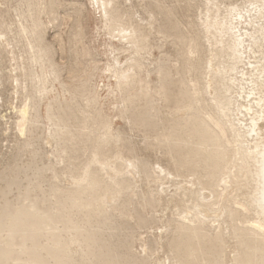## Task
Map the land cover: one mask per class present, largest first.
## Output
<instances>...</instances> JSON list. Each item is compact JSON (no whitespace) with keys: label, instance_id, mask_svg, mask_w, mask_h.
<instances>
[{"label":"bare ground","instance_id":"1","mask_svg":"<svg viewBox=\"0 0 264 264\" xmlns=\"http://www.w3.org/2000/svg\"><path fill=\"white\" fill-rule=\"evenodd\" d=\"M88 2L102 51L72 47L64 65L46 31L62 43L71 8L76 45L86 3L0 0V84L16 101L0 264H264V246L226 240L252 210L241 232L264 240V0Z\"/></svg>","mask_w":264,"mask_h":264},{"label":"rangeland","instance_id":"2","mask_svg":"<svg viewBox=\"0 0 264 264\" xmlns=\"http://www.w3.org/2000/svg\"><path fill=\"white\" fill-rule=\"evenodd\" d=\"M81 1L86 3L85 7H83V9H82L81 17H80V21H81V25H82L81 28L83 31V37L81 38V40H79L76 43V45L73 46V44L70 42V36H69L70 27L76 26L75 25L76 23L74 22V16L71 18H69L67 16L68 14H74L71 8L66 7L64 9L59 10L60 16L64 17V19H65V21H63L65 24L61 26V30H60L61 38L63 40L62 43L59 44V42L57 40L58 34H56V33L59 32L58 28H48L46 31V39H47V41L53 43L54 48H55V59L60 64H64V65L68 64V62L70 60L69 56L73 52L71 49L72 47L75 49H79L81 52V50L84 47H90L93 49V47L97 46L98 47L97 50L102 51V46L99 45L101 43L102 39H101V37H99V39H97V37H95L97 35V32H96L97 22L94 18L92 7L89 4L88 0H81ZM90 9L92 11H90ZM45 20H46V18H45ZM61 48L65 49V50L62 51ZM173 51L174 50L172 49L170 42H167L164 46L162 45V48L153 50L152 60H154L159 55L162 56L164 53H170L171 54V53H173ZM0 54H2V53H0ZM0 56H1L0 57V63H2L3 55H0ZM6 72H7V70L4 73L6 74ZM63 76L65 79L67 78V71L66 70L63 72ZM152 78H154V76H152ZM1 80L2 81L0 84V98H2V99L0 100V103H1L0 116L3 118L0 117V170L3 169L4 165L6 166L7 163L11 162L12 161L11 159L16 154V138L14 136V129H13L14 122L16 121L15 111L13 110V106L16 104V101L13 99L12 88H11V85L9 84L8 80L5 78L4 79L2 78ZM9 103H11L12 105ZM9 108H10V110H9ZM122 124H123L122 121H118V123H116V127L122 126L121 132L124 134V136H127V140L129 142V144L132 147H134V149H135V151H137V153H140L141 155L149 156V157H151L152 160H157V161L161 162L162 164L166 163V157L163 156L162 153L156 152L155 150L148 148V143L150 140H148L149 136L147 134H145L148 131H146L145 129L139 130V128H137V127L131 128V125H129V124H123V125ZM7 127H8V129H7ZM44 148L48 149V146L44 144ZM117 204H119V202ZM250 212H252L251 214H254V215H252V217L250 216L251 214H249ZM250 212H248V213L242 212V215H240L238 217L237 221L235 222L236 224L234 223L235 224L234 225V224L230 223L229 224L230 227H229V229H227V232H231L230 235H228L226 237L227 243L228 244L231 243L230 246L232 248L233 247L236 248L235 252H239L242 249L243 244L245 246L252 248V249L253 248H260V247L264 246V240H262L261 237L260 238L257 237V239H256L255 237H252L251 235H249L247 233H243L244 231L241 232L242 230H246L245 228L250 227V223L248 221H250L253 217L256 216V214L253 212V210ZM247 216H248V218H247ZM117 219L119 220V222H121L123 228H125V226H126V223H124L125 220L121 217H118V216H117ZM224 220H228V216L226 218H224ZM238 222H239V224H238ZM131 225H133V227H138V225H136L135 223H132V222H131ZM244 226H246V227H244ZM242 227H243V229H242ZM161 232H162V234L170 235L169 229L163 228ZM234 232H236L235 235L233 234ZM242 233H243V235H242ZM230 237H232V239ZM257 254H261V253H259L257 251ZM160 255H163V252H161Z\"/></svg>","mask_w":264,"mask_h":264}]
</instances>
